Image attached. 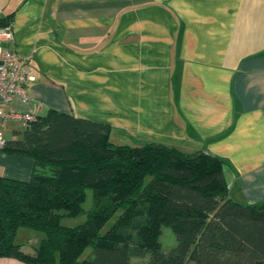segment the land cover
Returning a JSON list of instances; mask_svg holds the SVG:
<instances>
[{
  "label": "crops",
  "instance_id": "obj_1",
  "mask_svg": "<svg viewBox=\"0 0 264 264\" xmlns=\"http://www.w3.org/2000/svg\"><path fill=\"white\" fill-rule=\"evenodd\" d=\"M1 18L30 76L29 103L6 113L67 114L107 124L114 144L208 152L225 162L232 200L264 202V0H0ZM10 122L3 140L21 136ZM33 166L0 150L1 177L28 181Z\"/></svg>",
  "mask_w": 264,
  "mask_h": 264
},
{
  "label": "trees",
  "instance_id": "obj_2",
  "mask_svg": "<svg viewBox=\"0 0 264 264\" xmlns=\"http://www.w3.org/2000/svg\"><path fill=\"white\" fill-rule=\"evenodd\" d=\"M1 18L0 27L11 26ZM0 150L30 158L28 181L0 176V258L25 264H264V202L229 197L225 162L155 142L114 144L107 124L51 112ZM92 205L83 223L65 218ZM115 216L113 223L102 232ZM163 227L177 245L161 251ZM19 229L43 237L30 252ZM147 260H144L147 258Z\"/></svg>",
  "mask_w": 264,
  "mask_h": 264
},
{
  "label": "built area",
  "instance_id": "obj_3",
  "mask_svg": "<svg viewBox=\"0 0 264 264\" xmlns=\"http://www.w3.org/2000/svg\"><path fill=\"white\" fill-rule=\"evenodd\" d=\"M13 40L11 26L0 27V122L3 124L9 120L18 121L23 127L35 120V114L6 113L3 106L19 100L23 104L30 101L27 92V84L30 80L29 66L26 61L18 57L6 46L7 42ZM4 144L0 132V146Z\"/></svg>",
  "mask_w": 264,
  "mask_h": 264
},
{
  "label": "rangeland",
  "instance_id": "obj_4",
  "mask_svg": "<svg viewBox=\"0 0 264 264\" xmlns=\"http://www.w3.org/2000/svg\"><path fill=\"white\" fill-rule=\"evenodd\" d=\"M9 126L10 127L13 126V128H18L17 130H21V131H23L24 129V127L20 123L10 122ZM2 136H4V138H9L11 137V132L5 131L2 133ZM91 205H92L91 192L87 191L86 199L85 202L83 203V212L75 218L63 219L62 224L65 226L73 227L83 223L86 219V211H88L91 208ZM114 220H115V216L105 225V227L102 229V232L106 231V229L113 223ZM42 237L43 235L40 232H36L28 229H19L15 236L14 241L15 243L21 245L22 251L30 252L34 247H36L39 244ZM159 240L161 244V251L164 254H167L177 245L176 237L169 227L162 228V232ZM147 259L148 257L145 258L144 260ZM187 264H192V263L189 262Z\"/></svg>",
  "mask_w": 264,
  "mask_h": 264
}]
</instances>
